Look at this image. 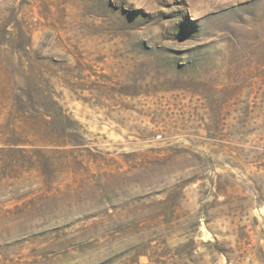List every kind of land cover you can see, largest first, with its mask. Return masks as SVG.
<instances>
[{"label":"rangeland","instance_id":"obj_1","mask_svg":"<svg viewBox=\"0 0 264 264\" xmlns=\"http://www.w3.org/2000/svg\"><path fill=\"white\" fill-rule=\"evenodd\" d=\"M0 264H264V0H0Z\"/></svg>","mask_w":264,"mask_h":264}]
</instances>
